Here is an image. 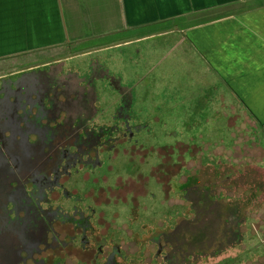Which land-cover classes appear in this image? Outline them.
Masks as SVG:
<instances>
[{
  "label": "flooded vegetation",
  "instance_id": "af4514ba",
  "mask_svg": "<svg viewBox=\"0 0 264 264\" xmlns=\"http://www.w3.org/2000/svg\"><path fill=\"white\" fill-rule=\"evenodd\" d=\"M81 42L0 57V264H264V200L213 170L202 183L203 162L185 166L199 143L156 135L158 118H110L106 97L137 81L121 87L94 47L52 53ZM217 199L225 213L238 204L237 218L217 217L205 245L181 250V230Z\"/></svg>",
  "mask_w": 264,
  "mask_h": 264
},
{
  "label": "crops",
  "instance_id": "0c3cea01",
  "mask_svg": "<svg viewBox=\"0 0 264 264\" xmlns=\"http://www.w3.org/2000/svg\"><path fill=\"white\" fill-rule=\"evenodd\" d=\"M215 9V18L186 26V31L264 128V0H0V57L93 36L150 30L176 17Z\"/></svg>",
  "mask_w": 264,
  "mask_h": 264
},
{
  "label": "rangeland",
  "instance_id": "374dc122",
  "mask_svg": "<svg viewBox=\"0 0 264 264\" xmlns=\"http://www.w3.org/2000/svg\"><path fill=\"white\" fill-rule=\"evenodd\" d=\"M218 12L219 11L216 9L207 10L201 15L197 14L179 17L174 20L173 24L163 25L157 28L154 27L150 30L121 31L111 35L106 34L104 36H93L88 41L74 43L72 45L74 50L69 51L67 48L62 49L63 47H57L52 48V53H57L55 55L58 56L71 54L73 51L77 50H88L91 47H94L93 52L88 56L101 57L105 62L107 73L113 76H121L123 84L133 85L135 81H138V79L145 78V80L141 82L142 88L137 87L138 93L141 91V93H144L145 88L149 89L151 83L154 81L159 82V84H163L165 87L170 88L171 86L173 88L175 86L174 84L179 80L186 82L190 89V86L202 84L199 83V81L205 78L203 75L204 72L205 75L209 77H212L214 74L213 71H210L212 68L210 67L211 69L209 70L202 62V65L198 66L194 63L195 61H203L205 63L206 60L204 57L199 58V56H189L184 52V47H176L175 50H170L168 47L169 44L166 45L165 40L159 37L145 41H135L155 34L159 35L163 33L162 30L168 29L169 31H175V33H183L182 35L184 38H187V40H189L192 44L191 32L186 31V26L196 24L199 25L207 21L209 22L216 17ZM138 35L142 36L131 39V37ZM129 42L131 45L121 48H112ZM196 50L200 53L197 48ZM198 69H201L202 71L200 72ZM106 80H108V76H106ZM186 91L187 89L185 92ZM106 101L111 103L112 97H106ZM213 118L214 115L210 112L206 119L202 120L203 125L204 127L206 126V128L202 126V129L200 128L199 130L201 135L204 134L206 130L209 131V134L206 135L209 140L204 137H200L198 146L200 148H195L192 151L193 155L191 152L192 156L185 154V166L188 167L189 170L195 171V169L201 165L206 153L209 151L215 152L216 154H227L236 162L237 166H241L245 162L257 161L264 158V148L261 142L264 134V131L262 130H264V128L258 121L252 117L245 116L244 120L236 123L233 118H229L228 122H231L233 128L229 134V130L226 126L227 123L223 120L215 122ZM171 128L172 127H168L169 130H171ZM162 129L163 128L156 127V130L159 132L156 135H161L162 132H166V130L162 131ZM231 137L232 141L229 144L213 142L214 139L216 141L222 140V142L228 140L229 142ZM153 138L154 137H152L151 140ZM211 138L213 139L212 141L210 140ZM185 139H188V137H185ZM144 140L146 141L147 139ZM169 140L172 141V139ZM240 193L241 187H238L235 191L229 192L228 194L236 196ZM204 198L207 202L209 201L207 196ZM261 199H264V196H261ZM223 201H225V199H223ZM213 203H216L214 210L215 213L213 214L214 216L207 213L208 209L204 208V205H201L198 210L200 225H198L196 229L191 226L188 231L181 230L180 239L185 238V241H182L180 244L181 250H185L188 245L196 243L201 246L205 245L212 237L215 228L217 227V217H223L222 219L225 225H228V222L237 218L238 215L236 212L239 208L238 204H231L230 210L225 213L223 208H221L223 203L220 200L217 199ZM260 214H263L262 209Z\"/></svg>",
  "mask_w": 264,
  "mask_h": 264
},
{
  "label": "trees",
  "instance_id": "16d2710c",
  "mask_svg": "<svg viewBox=\"0 0 264 264\" xmlns=\"http://www.w3.org/2000/svg\"><path fill=\"white\" fill-rule=\"evenodd\" d=\"M174 19H170L165 25L173 24ZM163 33L157 35H152L146 38H142L135 42L145 41L148 39H155L157 37L165 40L166 45L169 44L170 50H175L176 47H184V52L189 56H199L202 58V55L196 50V48L190 43L187 38H184L183 33H175V31H169L168 29L162 30ZM125 32V31H123ZM119 33V32H117ZM114 34L110 33L109 35ZM142 35L131 37L134 39ZM124 38V37H121ZM186 42V43H185ZM131 43H123L112 48H121ZM201 62L209 70L212 68L206 61H195L196 65H202ZM211 67V68H210ZM198 68V67H197ZM198 71H202L198 69ZM210 71H213L214 74L212 77L206 76L199 83L201 85H193L188 87V84L183 81H177L172 88L165 87L163 84L154 81L151 83L150 94L146 95L144 93H123L121 95L113 96L117 98L112 100L114 105V110H112L111 117L114 120H140L145 119L151 116L152 118H158L160 123H156L159 126L163 125L166 128V132L172 136H183L188 137V142H198L199 138L204 137L209 140L206 135L209 134V131L206 130L204 134L201 135L199 131L202 129L203 119L209 115L210 112L214 115V120L227 123V128L229 134L232 131V124L229 123V118L234 120V122L239 123L244 120L245 116L254 118L256 121L258 119L254 114L247 108L245 103L231 90L228 84L214 71L212 68ZM194 78V77H193ZM144 81V78H142ZM140 79H138L136 88L141 87ZM120 86L133 88V85H126L122 83L120 76ZM157 82V83H156ZM159 86V88H158ZM142 88V87H141ZM187 91L185 92V90ZM189 89V90H188ZM150 108V109H149ZM210 121V118H209ZM259 122V121H258ZM154 124V126L156 125ZM161 124V125H160ZM168 127H172L171 130ZM215 127V126H214ZM206 128V126L204 127ZM213 140L212 138L210 139ZM210 141V142H211ZM232 141V137L225 142L216 141V143H227L229 144ZM264 148V134L261 140ZM211 170L214 172V177L216 183L224 184L229 183L235 188L236 186L242 185L248 190V200H264L261 199V196H264V158L257 161H249L243 163L241 166H237L236 162L231 159L227 154H214L209 151L206 153L205 158L203 159L200 175L202 176V183L204 180H209V173ZM190 185L189 194L190 196L193 193L191 188L194 184L193 176L190 177L188 182ZM213 184V181H211ZM188 190L186 189V192ZM201 191H205L204 188ZM240 198V197H238Z\"/></svg>",
  "mask_w": 264,
  "mask_h": 264
}]
</instances>
